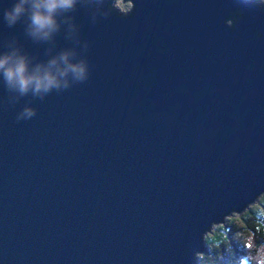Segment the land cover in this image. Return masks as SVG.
Returning <instances> with one entry per match:
<instances>
[{
  "label": "water",
  "instance_id": "obj_1",
  "mask_svg": "<svg viewBox=\"0 0 264 264\" xmlns=\"http://www.w3.org/2000/svg\"><path fill=\"white\" fill-rule=\"evenodd\" d=\"M116 1L78 6L73 44L56 35L86 81L43 99L0 81V264H198L264 194V3ZM12 2L0 51L14 37L47 60L4 23Z\"/></svg>",
  "mask_w": 264,
  "mask_h": 264
},
{
  "label": "clouds",
  "instance_id": "obj_2",
  "mask_svg": "<svg viewBox=\"0 0 264 264\" xmlns=\"http://www.w3.org/2000/svg\"><path fill=\"white\" fill-rule=\"evenodd\" d=\"M90 0H13L3 9L2 19L12 28L23 22L24 33L35 43L46 44L47 60H36L25 52L16 38L8 40L0 51V81L9 92L18 97L31 93L44 98L53 90L69 88L68 77L81 83L88 79L89 65L86 58L77 57L71 47L57 51L56 35L65 33V38L74 42L79 39V28L72 15L77 7L88 9ZM264 3V0H261ZM134 7L130 10L129 15ZM88 45L85 43V51ZM55 53V54H53ZM74 61V62H73ZM35 109L25 107L17 119H31Z\"/></svg>",
  "mask_w": 264,
  "mask_h": 264
},
{
  "label": "trees",
  "instance_id": "obj_3",
  "mask_svg": "<svg viewBox=\"0 0 264 264\" xmlns=\"http://www.w3.org/2000/svg\"><path fill=\"white\" fill-rule=\"evenodd\" d=\"M260 197L258 207L247 208L239 219H230L227 224L213 227L205 237L208 249L198 257V264H236L237 259L238 264L242 259L252 264L249 254L255 255L258 247L264 246V194ZM244 233L253 237L254 244L250 249L242 242Z\"/></svg>",
  "mask_w": 264,
  "mask_h": 264
},
{
  "label": "rangeland",
  "instance_id": "obj_4",
  "mask_svg": "<svg viewBox=\"0 0 264 264\" xmlns=\"http://www.w3.org/2000/svg\"><path fill=\"white\" fill-rule=\"evenodd\" d=\"M115 6L120 9L121 11H129L132 4L130 2H123L122 0H117L116 3H115ZM263 196V195H262ZM261 196V197H262ZM260 197V198H261ZM258 204H259V198L251 205L248 207L249 208H253V207H258ZM246 211V210H245ZM244 214L241 213H237V212H234V213H231L229 216H227L225 218V221L223 224H227V222L230 220V219H239L242 215ZM213 227H216L215 225ZM213 229V228H212ZM212 232V230L210 231ZM208 232L207 235L210 233ZM253 237H251V235H249L248 233L247 234H242V242H244V244L247 246L248 249L251 248V246H253L254 244V241L252 240ZM206 252H202L198 255V257H201L205 254ZM250 258L252 259V264H264V246L263 247H258V250L257 252L254 254H249ZM240 257V256H239ZM238 259L235 261L236 264H238ZM240 264H247L245 263V260L242 259L240 261ZM250 264V262H249Z\"/></svg>",
  "mask_w": 264,
  "mask_h": 264
}]
</instances>
